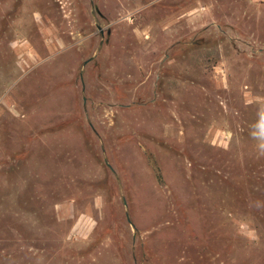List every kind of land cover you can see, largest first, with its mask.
Here are the masks:
<instances>
[{"label": "rangeland", "instance_id": "1", "mask_svg": "<svg viewBox=\"0 0 264 264\" xmlns=\"http://www.w3.org/2000/svg\"><path fill=\"white\" fill-rule=\"evenodd\" d=\"M0 264H264V0H0Z\"/></svg>", "mask_w": 264, "mask_h": 264}, {"label": "water", "instance_id": "2", "mask_svg": "<svg viewBox=\"0 0 264 264\" xmlns=\"http://www.w3.org/2000/svg\"><path fill=\"white\" fill-rule=\"evenodd\" d=\"M130 221V220H129Z\"/></svg>", "mask_w": 264, "mask_h": 264}]
</instances>
